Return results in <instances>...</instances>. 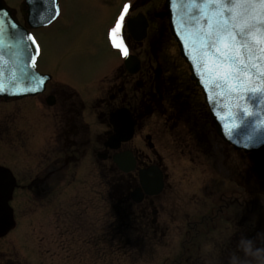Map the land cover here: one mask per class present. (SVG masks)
<instances>
[{
  "label": "flooded vegetation",
  "instance_id": "1",
  "mask_svg": "<svg viewBox=\"0 0 264 264\" xmlns=\"http://www.w3.org/2000/svg\"><path fill=\"white\" fill-rule=\"evenodd\" d=\"M5 2L25 24L12 0ZM60 8L62 16L61 0ZM162 8L160 0H135L131 6L148 20L144 40L123 34L129 53L140 59L136 72L123 58L117 65L109 63L93 82L81 79L78 85L42 70L51 77L40 93L0 99V264H63L68 245L87 252L93 247L96 220H102L103 233L107 220V232L125 239L167 237V264L251 260L241 251L244 240H251L253 249L264 248V175H256L255 155L233 152L228 145L222 149L214 139L198 150L181 149L175 120L183 111L198 116L203 133L213 134L214 127L207 126L210 118L202 100L196 112L191 102L177 110L175 103L184 94L199 98L201 92L194 86L179 88L164 68L166 50L174 42L167 20L158 17ZM9 65L13 73L14 60ZM121 108L132 115L122 122L133 124L134 132L114 149L110 115ZM127 151L135 163L123 171L113 158ZM182 159L190 164L183 166ZM152 167L160 168L164 184L159 193L148 194L140 171L150 173ZM136 190L144 194L140 202L132 197ZM31 233L36 234L31 251L39 254L37 262L22 253L20 239L26 241ZM14 247L23 256L13 253Z\"/></svg>",
  "mask_w": 264,
  "mask_h": 264
},
{
  "label": "water",
  "instance_id": "2",
  "mask_svg": "<svg viewBox=\"0 0 264 264\" xmlns=\"http://www.w3.org/2000/svg\"><path fill=\"white\" fill-rule=\"evenodd\" d=\"M227 3L231 5L232 0H227ZM25 4L27 3L22 4V8ZM47 7L50 8L49 11L52 10L51 5ZM218 7L217 5L206 4L203 0H199L198 3H192L190 0H167L164 15L170 20L172 33L179 42L182 56L189 63L192 78L205 93V99L218 134L225 141L233 144L235 148L255 153L264 151V53L259 51L261 47H264V44L259 43L261 39H264V24L257 23L256 27L248 30L250 34L239 36V39L247 45L240 52V59L245 61L247 67L238 63L233 64L238 71L226 80L223 73L227 66H219V57L208 48L203 47L209 18L212 20L213 30L217 29L219 22L223 20L225 15H228L231 22L230 14L216 15ZM258 7L256 6L257 9ZM252 11V8L248 6H240L237 9L239 13L237 22L245 21L248 16L252 15ZM0 13H6L8 21H13L10 17V11L7 10L2 0H0ZM28 14L27 21L31 23V27H39L53 20L42 21L34 12H30V9ZM52 15L55 13L52 12ZM4 18V15H0V20ZM14 23L18 25V28L15 29L18 30V33L14 30V37L28 33L26 30L23 31L24 28L18 24L16 19H14ZM25 40V43L30 44L29 41ZM35 46L31 47L35 48ZM32 56H35V53ZM229 63L232 64L231 61ZM30 73L31 83L26 91L20 92L17 89H9L7 86L4 92H0V97L8 98L37 93L38 91L32 92L31 89L41 88L44 76L39 74L33 60L30 63ZM7 78V74H0V80L3 81L4 85L7 83ZM241 86L261 89V91L242 94L237 91ZM240 95H243L242 100L237 98ZM114 123L119 131L125 128L121 117L116 118ZM249 137H252L251 141L248 139ZM125 159L127 161V158ZM118 160L121 161L122 157ZM124 169L127 170V168ZM150 181H152L151 177H143L144 188L149 189ZM161 184L162 181L159 179L156 183L157 189H160Z\"/></svg>",
  "mask_w": 264,
  "mask_h": 264
},
{
  "label": "rangeland",
  "instance_id": "3",
  "mask_svg": "<svg viewBox=\"0 0 264 264\" xmlns=\"http://www.w3.org/2000/svg\"><path fill=\"white\" fill-rule=\"evenodd\" d=\"M19 1L22 0H12L13 4H17ZM109 1L112 2V5H106L102 0H61V18L51 27L36 32V39L42 48V56L38 62L39 70L53 73L58 80L62 78L61 76L67 77L70 82L79 85L81 79L85 81L90 79L93 82L97 76L104 73L105 67L107 68L109 63H116L118 61V50L114 49L112 45L110 48L106 46V43L109 42L108 31L115 23L123 8V4L129 3L131 0ZM169 51L177 53L178 50L174 45L173 49H169ZM183 62L179 58L174 66L179 73L181 72V80L185 79L182 76L184 73ZM70 77L75 78V81H72ZM175 121L180 122L179 129L176 132L182 131L183 139L179 138V141L184 146H181V149H185L187 153L190 149L198 150L196 138L190 132L187 124L180 119ZM180 155L183 154L180 152ZM244 161L241 163L245 164ZM179 163L183 166L190 164L184 159L179 161ZM96 176L98 180L97 173ZM221 177L224 181L225 177ZM72 194L73 191L68 197L72 196ZM40 222L41 218L39 217L37 223ZM102 223V220L95 221V233L97 234L94 237L95 245L93 248L95 250V261L91 260L89 262L85 258L84 264H162L166 258H170L169 248H166V244L161 246L153 257L150 254L151 251H140L135 248L132 253L127 254L125 251L111 252L108 249L106 237L101 236L105 234L99 231ZM22 227L25 229L26 225L24 224ZM69 239H73V237H69ZM20 242L23 255L27 257L30 255L32 259L35 257L37 262L39 254L31 251L35 249L36 234L31 233L26 241L20 239ZM11 250H13V253L17 251L22 255L18 247L11 248ZM20 258L23 259L21 256ZM74 260L75 258H71L66 261L71 264ZM49 264L56 263L50 262ZM63 264H67L65 259Z\"/></svg>",
  "mask_w": 264,
  "mask_h": 264
},
{
  "label": "snow or ice",
  "instance_id": "4",
  "mask_svg": "<svg viewBox=\"0 0 264 264\" xmlns=\"http://www.w3.org/2000/svg\"><path fill=\"white\" fill-rule=\"evenodd\" d=\"M25 2L29 5L30 12H34L42 21L46 19H55L59 14V10L57 8H53L51 11H49L47 6L50 0H25ZM51 2L55 4V0H51ZM190 2L198 3L199 0H190ZM203 2L206 4L219 6L216 15H220L221 13L231 15V22L228 18V15H225L223 20L219 22L216 30H213L212 20L209 18L208 27L205 30L203 43V47L208 48L219 57V66H227L225 72L223 73L224 78L227 80L232 76L234 72L238 71V69L235 68L233 64L238 63L239 65H244L245 67H247L245 61L243 59H240V52L243 48L247 47V45L245 42L239 39V36L250 34L248 30L256 27L257 23L264 24V0H232L231 5L227 3V0H203ZM240 6H248L253 10L252 15L248 16V18L243 22H237V17L239 15L237 9ZM256 6H259L258 9L256 8ZM129 7L130 6L128 3H125L123 5L120 14L115 20V23L108 31V39L112 47L119 50L121 55L125 57L128 55V48L124 41L123 28L126 20V14L129 11ZM52 12H54L55 15H52ZM0 15L5 16L4 19L0 20V46H2L6 38H11L12 31L17 29L18 25H16L14 22L9 24L6 13H0ZM24 39L30 42V52L36 50L31 47L36 44L35 38L31 34L25 33L23 36L19 37L17 43H19L20 40ZM259 43L264 44V39H261ZM259 51L261 53H264V47H261ZM30 59L34 61L35 56H31ZM230 61L232 62V64L229 63ZM244 75H247V73H244ZM40 90H42V86L39 89H31L32 92ZM4 91L5 85L3 81L0 80V92ZM237 91L242 94H246L248 92H258L261 91V89H250L248 87L241 86L239 89H237ZM237 98L238 100H242L243 95H240ZM248 139L251 141L252 137H249Z\"/></svg>",
  "mask_w": 264,
  "mask_h": 264
},
{
  "label": "clouds",
  "instance_id": "5",
  "mask_svg": "<svg viewBox=\"0 0 264 264\" xmlns=\"http://www.w3.org/2000/svg\"><path fill=\"white\" fill-rule=\"evenodd\" d=\"M251 240L242 241L241 251L245 257H251V260H239L236 257L231 258V264H264V248L257 247L253 249Z\"/></svg>",
  "mask_w": 264,
  "mask_h": 264
}]
</instances>
